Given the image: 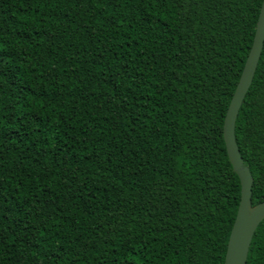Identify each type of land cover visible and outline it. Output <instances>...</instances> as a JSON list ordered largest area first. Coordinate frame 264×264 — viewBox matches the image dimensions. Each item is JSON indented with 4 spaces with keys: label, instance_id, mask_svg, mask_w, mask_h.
<instances>
[{
    "label": "trees",
    "instance_id": "1",
    "mask_svg": "<svg viewBox=\"0 0 264 264\" xmlns=\"http://www.w3.org/2000/svg\"><path fill=\"white\" fill-rule=\"evenodd\" d=\"M261 3L0 0V264H224L223 121ZM234 132L255 206L264 42Z\"/></svg>",
    "mask_w": 264,
    "mask_h": 264
},
{
    "label": "water",
    "instance_id": "2",
    "mask_svg": "<svg viewBox=\"0 0 264 264\" xmlns=\"http://www.w3.org/2000/svg\"><path fill=\"white\" fill-rule=\"evenodd\" d=\"M264 42V0L257 18L251 48L228 105L223 121V140L228 159L240 181V200L229 234L224 264H246L253 235L264 219V200L252 206V175L244 165L235 139V122L246 92L251 85Z\"/></svg>",
    "mask_w": 264,
    "mask_h": 264
}]
</instances>
